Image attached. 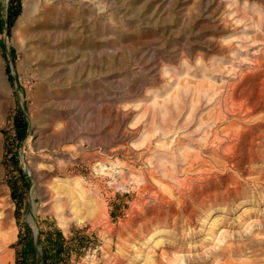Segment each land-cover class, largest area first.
I'll list each match as a JSON object with an SVG mask.
<instances>
[{"label":"rangeland","instance_id":"374dc122","mask_svg":"<svg viewBox=\"0 0 264 264\" xmlns=\"http://www.w3.org/2000/svg\"><path fill=\"white\" fill-rule=\"evenodd\" d=\"M92 2L0 0V264H264V0Z\"/></svg>","mask_w":264,"mask_h":264},{"label":"trees","instance_id":"16d2710c","mask_svg":"<svg viewBox=\"0 0 264 264\" xmlns=\"http://www.w3.org/2000/svg\"><path fill=\"white\" fill-rule=\"evenodd\" d=\"M15 8V9H14ZM9 6L7 25L12 23V20L19 13L20 3L16 0L15 7ZM2 29L0 24V30ZM15 125L18 137H23L26 124L20 115L15 117ZM88 240V239H87ZM41 242V264H69L72 255H80L87 247L88 241L79 237L75 243L72 238L66 239L60 230L54 232L47 231Z\"/></svg>","mask_w":264,"mask_h":264},{"label":"bare ground","instance_id":"6f19581e","mask_svg":"<svg viewBox=\"0 0 264 264\" xmlns=\"http://www.w3.org/2000/svg\"><path fill=\"white\" fill-rule=\"evenodd\" d=\"M78 4H83L84 6H88V7H94V0H87L84 2V0H76ZM96 7V6H95ZM94 7V8H95ZM101 8V7H98ZM116 115V114H115ZM55 134V133H54ZM77 153V152H76ZM54 191V190H53ZM70 192V191H69ZM72 193V192H71ZM69 197V196H68ZM80 198V196H79ZM82 199V198H81ZM81 199H78L77 197H69V198H61L59 199V203H58V209L60 211V214L62 216L64 215H70L72 218H76L78 219L79 217H81L80 215V211H81V207H82V202L80 201ZM2 224V223H1ZM221 229V228H220ZM222 231V230H221ZM223 235V234H222ZM181 254V253H179ZM175 255V258L172 259V261L174 262H179L180 260L178 259V257L180 255ZM233 262V261H232ZM234 263V262H233ZM237 263V262H235Z\"/></svg>","mask_w":264,"mask_h":264}]
</instances>
